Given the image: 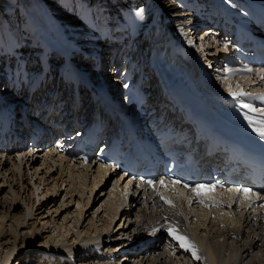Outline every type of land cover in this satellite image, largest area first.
<instances>
[{"label": "bare ground", "instance_id": "obj_1", "mask_svg": "<svg viewBox=\"0 0 264 264\" xmlns=\"http://www.w3.org/2000/svg\"><path fill=\"white\" fill-rule=\"evenodd\" d=\"M156 1L159 4V8H157L158 5H156L157 9L154 5L153 8L156 12L157 19L159 21L166 19L173 29L183 32L184 36L187 38L189 37L191 41L194 40L192 35L196 32L194 31L192 33V30L198 28V20L203 16L205 10L207 12H212L214 10L219 11L218 8H221L222 5H225L231 13L240 10L241 12L238 13L239 21L250 28L257 27V22L252 17L248 16L253 13H250L247 10L244 0ZM260 1L264 2V0ZM151 5L152 0H0V76L5 75V77L7 76V78L12 80V84H18L20 79H25L27 73L31 70V83L32 86H34L41 78L47 77L45 74L46 70L52 69L53 71L51 64L54 62V59L59 58L60 60L57 62V67H59V71H61L66 78L81 79L80 75H74L73 66L75 61L72 58V54L68 57L69 52L76 53L73 49L79 50L80 48H85L83 49L85 51L91 47V52H93L96 58H98V52L93 48H97L100 44L108 46L107 44L109 42L111 46H115L117 49L121 48L122 45L125 47L128 46L129 57H133V52L138 47L137 45L139 41L149 34L146 29L149 26L151 11L149 9L146 10V7ZM159 9H162L161 13L159 12ZM161 17H164V19H160ZM64 29L69 33L74 42L67 39ZM165 40V38L162 39V41ZM205 42L206 44H210L211 41L208 39V41ZM169 43L171 46H174L172 40L169 41ZM192 43L196 46V41ZM153 44L154 43H152L151 46H153ZM178 44L181 45L183 49H179L177 44L175 47L181 51L184 59L188 56L189 60L191 58L193 61H196L197 54L195 52L197 49H193L195 52L191 50L189 52L186 49V46L193 47L192 44L188 41H178ZM197 48H199V45ZM54 49L61 50L66 54V58L63 59L57 56V54L51 53ZM78 54L81 55L80 53ZM76 55L77 53L73 57L77 59L78 56L76 57ZM147 58L150 64H155L158 62V59H161V53L160 51L158 53L150 51L148 52ZM211 59L213 58H210L209 61ZM148 60H146L147 63ZM167 70V72H172L170 69ZM230 74L228 73L222 76L225 85L229 84L227 87H229L230 83L234 80L240 81L243 79L239 83L240 86L244 82H250L252 78L249 74L244 75L241 72L236 73L235 71H231ZM193 75L205 85L210 86L215 83V81H213V83L212 81H209V83L206 82L207 79H201L195 71H193ZM225 76L227 77L226 79ZM104 82H107V80H104ZM4 89L5 90L3 91L0 87V110L4 109L7 115H5L4 123L2 122L0 125H5L7 118L13 119V116H15L16 120L21 118L19 113H14L12 107L5 104L6 99H9L7 98L8 95H11V88L10 86L8 87V84L6 83ZM9 103H11V101ZM12 104H14V102ZM247 117H249L247 113L239 115V118L242 121ZM250 117L253 118L254 123H256L258 119H261L254 115H250ZM60 124L61 125L58 126V139L55 138L53 140L51 144L52 146L45 145L44 147L48 149V157L52 158L55 162H59L58 165H60V171L64 170V173L68 175L67 178H64L66 174L63 175L61 172V184L67 182V184L69 183L70 185L69 192L78 190L81 193L78 198V203L80 205L76 208L77 213H75V220L72 224L68 222V225L67 222L61 221V224H56L57 226L54 227L56 231L58 230L56 235L50 234L45 237L42 245H39L40 247L35 245L41 250L40 253L35 254L38 255V259H41L42 262H46L48 259L52 260L55 255L67 253L68 258L70 257L71 260L68 262L65 260L64 264H77L78 261L80 264H120L121 260H114L116 253L120 251L124 252L125 254L123 258H127L128 254L131 256L132 253H129L130 249L135 250V247L144 248L143 242H146L145 238L149 235L148 238H154L155 241L152 240L153 243H147L145 245V250L141 251V255L143 256L141 257L140 262H142L146 256L147 249L156 247V244L158 243L154 244V242L160 241L163 237L162 233L168 231V228L171 226L176 228L181 235L187 237L192 243L202 246V250H198L196 253L200 259L192 258L194 260L193 264H200L202 260L206 264H235L236 262L234 263V261L237 260L235 258V251L238 250V243L243 249V254H241V256H246L245 258L250 254L253 258L258 256L261 264H264V203H258L259 200H256L255 198H252L251 200H245L242 196L237 198L235 194L230 192L202 195L200 199H203L205 204L208 205L213 201L210 206H205V204L198 202H193L191 204L190 195L180 191L175 197H173V200L177 205L170 206L164 203L159 196L153 197L152 195L155 193L154 191H144L141 193L134 187L131 188L129 186L124 188L118 181L120 179L118 178V175H114L115 181L113 189L109 191L106 200L102 202V206L105 207V215H102L99 219L102 223L97 224L93 221H89V226L86 231L82 232V229H77L76 226L79 221V216H82L83 208L89 203L91 193H93L98 186L100 187L107 178L110 179L115 171L106 165L92 166V162H86L77 154H74L73 152L70 153L68 149L71 147L72 143L73 136L71 135L81 134L82 131L79 128H72L73 126H71L69 122L67 124ZM51 129L54 130L55 128L52 127ZM34 150L36 149L32 148L30 149V152H33ZM21 153L22 155L18 154L19 158L24 156V152ZM45 161H48L47 157L44 158L43 163H46ZM47 167L48 169L53 167L50 161ZM53 180H55L54 184L48 187L46 191H56V187L59 185L58 177L53 176ZM86 190L87 193L89 191L90 194L87 195V199L85 200L83 194L86 193ZM163 192L167 193V191ZM125 195L127 196V202H129L128 205H131L129 208L130 211L122 208V198ZM8 196L9 195L6 192L5 202L7 201V205L5 206L8 208L5 209V207H3V210L0 212V235L4 232V221L8 215V211L12 207V202L18 199L17 192L15 191L12 192L11 197ZM209 197H212V199H209ZM184 198L186 200L182 201ZM84 200L85 202L83 203ZM134 203L136 204L135 206H138V209L135 212L137 216L136 221H138L136 222L137 224L134 226L132 224H134L135 221L133 223L128 221V223L123 224L122 226L119 225V227L115 229L117 230L116 233L111 231L107 232L119 214L120 218L122 217L127 220V217L132 213L134 208L132 207V204ZM182 205L184 209L177 208ZM161 206H163V210H158ZM30 207L31 206H28V209L21 213L15 212L12 214L11 217L13 220L11 221L12 223L10 225L11 227L9 226V229L11 234H14L15 237L16 232L18 231V226H21L25 222L27 214L29 215L31 210ZM146 207L152 208V216L147 215ZM178 212L194 215L196 217L194 223L197 224L195 226L186 227L182 224L184 223V220L180 215L178 219H176ZM154 216H158V218L154 219ZM203 216H208L207 223L212 221L214 222L212 223V226L215 225L218 227L214 229V227L210 226L209 231L208 229L203 230L202 232L198 231V226L205 224V222L199 221ZM67 217L68 213L63 216V221H66ZM191 222L192 221H190V223ZM242 224H244L247 229L243 228V233L239 238L242 228H240V226ZM27 227L29 230L32 229V227L30 228V225ZM72 228H75L78 234L70 241L67 239V235ZM121 228L125 233L130 230L129 228H132L131 231H133L135 235L131 237L129 241H124L121 239L123 238ZM201 228H199V230ZM248 228L251 231L248 230ZM87 231L88 234H86ZM91 232H94L96 237H94ZM103 233L104 236H102ZM210 233L212 234V239L208 240L207 235ZM31 236V234L25 236L22 244H17L15 238L10 244L5 243L0 252V264H20V259L23 254L22 252L25 250L29 252V248L26 246V241ZM96 238H101L102 242L106 243L107 249L105 252L103 251L100 254H96L94 248H88L91 246L90 243L92 240ZM221 238L223 243H226V248L223 250ZM1 239L2 237L0 240ZM230 239L232 244H235V249L233 251L229 245ZM77 241H82L81 246L75 244ZM115 242L118 243L114 244ZM134 245L135 247L132 248L131 246ZM165 245H168L170 248V251L168 252L175 253V249H177V253H180V256H182L181 258L184 256L186 257V251L181 249L178 243L172 238H170V241L168 240V243ZM110 246L112 250L108 252L107 250ZM255 249L257 251H254ZM227 250H229V253L226 252ZM74 252L75 254H73ZM259 252H261V256L258 254ZM26 254L28 255V253ZM71 254H73V257L75 256V260L72 259ZM17 255L18 257H16ZM89 255L94 257L91 258ZM160 255L161 254L158 255L160 258H158L157 255L154 257L156 258V264L162 262L163 256ZM33 259L31 260L33 261ZM243 260L245 261V259ZM254 260L255 258L249 259L244 263L256 264ZM41 261L39 264L42 263Z\"/></svg>", "mask_w": 264, "mask_h": 264}, {"label": "rangeland", "instance_id": "obj_2", "mask_svg": "<svg viewBox=\"0 0 264 264\" xmlns=\"http://www.w3.org/2000/svg\"><path fill=\"white\" fill-rule=\"evenodd\" d=\"M157 5H158L157 8H159V4H157ZM155 8H156V5H155ZM159 12L161 13L162 9L161 10L159 9ZM160 19H164V17H161ZM207 27H209V26H207ZM194 31H196V32L192 36L196 37L197 35H195V34L197 33V31H200V29L198 30V28H194V30H192V33ZM193 41H196V39ZM205 41H208V39L202 40L199 44H201L202 47H204L206 45L207 46L210 45L209 43L206 44ZM204 42H205V44L203 45ZM141 46H142V44H141ZM123 48H125V50H126L125 53H127V49H129V47L128 46L125 47L124 45H122L121 48H119V49H117V47L114 46L113 53L116 52L119 54ZM192 51L195 52V50H192ZM122 53H123V51H122ZM195 53L198 55L197 51ZM209 54H211L210 58H215V56L213 55L214 52L212 50ZM197 55H196V58H197ZM77 56H78V54L76 55V57ZM74 59H76V58H74ZM204 59L209 60V56L204 58ZM59 60H60L59 58L54 59V62L51 64L52 68L54 65L57 66V62H59ZM212 61H213V59H211L208 62L211 63ZM206 64L207 63H204V66ZM31 75H32V72H31ZM3 76H5V75H3ZM6 78H7V76H6ZM213 81H215V80H213ZM206 82L209 83V80L208 81L206 80ZM9 83H10V85H9ZM7 84H8V87L10 86V88H11L12 80H10V78H7ZM2 90L4 91L5 89L3 88ZM7 98H9V95ZM18 99L21 100L20 97H18ZM15 100L16 99H14V102H15ZM10 101L12 103L13 99H10V100L6 99L5 104L8 106ZM5 115H7L6 111L4 109L0 110V123H2V122L4 123ZM34 149H36V148H34ZM43 149H44L43 151H40L38 153H31L32 155H29V156L25 155V153H24V156H21L20 158H19V155L15 156L14 153H11V152L10 153L0 152V198H1V200H0V212L3 210L2 209L3 207H5V209L8 208L7 206H5V205H7V203H6L7 201L5 202L6 192L9 195L8 197H11L12 192L15 191V192H17V198H18L16 201L12 202V207L8 211V215L5 218L4 232H2L0 235V238L2 237V239L0 240V243H1L0 244V252L2 251V246L5 245V243L10 244L11 241H14V238H15L17 244H22L25 236H28V234H31L32 236L29 239H27L28 242L26 241V246H28L29 252H27V250L22 252L23 254H22L21 259H20V262H21L20 264H25V263L26 264H39L41 259H38V255H36L35 253H40L41 250L39 248H37L35 245H38V246L40 244L42 245V242L44 241L45 237L49 236L50 234L56 235L58 230L56 231V229L54 227H56L59 223L61 224L62 222H67V223L69 222L70 224H72L73 221L75 220L74 219L75 213H77L76 208L80 205L78 203V198L81 195V193L78 190L77 191L74 190L73 192H69L70 191V188H69L70 185H69V183L67 184V182H63L64 184H61V182H62L61 172L63 173V175H65L66 174V173H64L65 171L64 170L60 171V165H58L59 162L58 161L55 162L54 160H52V158L48 157V153H47L48 149H46V147H43ZM19 154L22 155V153H19ZM55 156H57V155H55ZM45 157H47L48 161H45L46 163H43ZM49 161L53 165V167H52L53 169L50 168L51 170L48 169V167H47L49 165ZM114 175H117V173L116 172L113 173L112 176L110 177V179L107 178L105 180V182H103L102 185H100V187L98 186V188L95 189L93 193H91V195H90L91 198L89 199V203L83 208L82 216H79V221L77 222V226H76L77 229H79V230L82 229V232L86 231L87 227L89 226V224H88L89 221H91V222L93 221L94 223H97V224L102 223V221L99 220L102 215H105V210H104L105 207L102 206V202L104 200H106L107 196L109 195V191L113 189V184L115 181ZM53 176L58 177V184L59 185H57L56 191H51V192L46 191L48 189V187L52 186L55 182V180H53ZM67 177H68V175L66 174L64 176V178H67ZM38 184H39V186H38ZM121 185H123V184H121ZM100 193H102V194H100ZM46 194H48V195H46ZM89 194H90V192L88 191V193H87V190H86V193L83 194V198H85V200H86L87 195H89ZM122 199H123L122 208L126 209L127 211H130L129 208L131 207V205H128L129 202H127V200H126L127 196L125 195ZM85 200L83 201V203L85 202ZM128 201H129V197H128ZM1 203H2V206H1ZM135 205H136L135 203L132 204V207H134V208L132 210V213H130V215L127 217V220L123 219L122 217L120 218V214H119L116 217V219L114 220V222L112 223L111 228L107 232L111 231V232L116 233L117 230H115V229H117V227H119V225L122 226L123 224L128 223V221L129 222L131 221L130 223H133L135 221V223L132 224L135 226V224H137L136 222H138V221H136L137 216L135 214L136 210L138 209V206H135ZM28 206H31L30 207L31 210L29 212V215L27 214V218H26L25 222L21 226H18V229H17L18 231L16 232V237H15L14 234L13 235L11 234V231L9 229L11 227L10 226L12 223L11 221L13 220V218L11 216L15 212L21 213L22 211L27 210ZM57 208H58V210H57ZM158 210H163V206H161L160 209H158ZM146 211H147L148 216L153 215L152 208L146 207ZM66 213H68V217H67L66 221H63V216ZM179 215L184 220V223H182V224H184L186 227L195 226L197 224V223H194V221H196V217L194 215L184 214L182 212H178L176 219H178ZM191 215H192V217H191ZM251 215H253V214H251ZM153 218L156 219V218H158V216H154ZM204 218H205V220H204ZM207 218H208V216L207 217L203 216L201 219H199V221H203V222H205V224L199 225L198 231L202 232L203 230H207V229H208V231L210 230V226H212V223H214V222L211 221V222L207 223L206 222ZM180 220H181V218H180ZM190 221H192V222L190 223ZM69 223H68V225H69ZM28 225H30V228L32 227L31 230L28 229V227H27ZM212 227H214V229H215L218 226L214 225ZM75 228H72L70 233L67 235V239H69L70 241L73 240L74 236L78 234L76 232ZM199 228H201V229L199 230ZM240 228H241V232H240L239 238L241 237V235L243 233V228L247 229L244 226V224H242L240 226ZM91 229H92V227H91ZM129 229H128L129 231L125 233V231H122L123 229L121 228L122 237H123V238H121L122 240L129 241L130 238L135 235L133 233V231H131L132 228H129ZM248 230H250V229L248 228ZM91 233L94 237H96V234H94V232H91ZM86 234H88V231L86 232ZM102 236H104V233ZM148 236H147V238H145L146 242L145 241L143 242L144 247L147 243H153L152 240H154V238H148ZM162 236H163L162 239H160V241H158L159 243L155 242V243H158L157 244L158 250L155 253H152L149 255L146 253V256L142 262H140L141 257L143 256V255H141L142 252L139 254L134 253L131 256H129V254H128L127 258H123L125 253L120 251V252L116 253V256H114V258H115L114 260H121L120 264H156V258H154V257H156V255L158 256L159 254H161L163 256V259H162L163 263L161 262L160 264H187V263L193 264L194 263V260L192 258H195V257L193 256L191 251H189V252L186 251V257L188 259L185 256L183 258H181L182 256H180L181 255L180 253H177V249H175L176 250L175 253L168 252V251H170V248L168 247V245H165V244H167L168 240L170 241V238H172V237L168 235V231L162 233ZM207 237H208V240H211L212 234L211 233L208 234ZM222 238H221V243L223 245L222 246V250H223L224 248H226V243H223ZM117 243L118 242H115L114 244H117ZM75 244L81 246L82 241H77V242H75ZM192 244L195 246L197 251L202 250V246H198V244H194V243H192ZM90 245L91 246L88 247L90 249H93V248L95 249V247H98V249H99V247L101 246L102 247L101 252H103V251L105 252L107 249L106 243H103L101 238L100 239L96 238V239L92 240ZM229 245L231 246V249L233 251L235 249V244H232L231 239L229 240ZM176 246H178V245H176ZM131 247L133 248V247H135V245L131 246ZM136 249L137 248L135 247V250ZM181 249H183V248H181ZM237 249L238 250L235 251L236 257L234 256L237 259V260L234 259L235 260L234 263L236 262L235 264H241V263L245 264L247 262V260L254 259V258H255L254 261L256 262V264H261L258 256L254 257V258L252 257L251 254L247 258H245L246 256H241V254H243V249L241 248L239 243H238ZM256 249L254 251L258 250V249L257 250ZM111 250H112L111 246L108 247L107 251L109 252ZM226 252L229 253V250H227ZM26 253H28V255ZM129 253H132V252L130 251ZM73 254H75V252ZM73 254H71V256ZM258 254L261 256V252H259ZM87 255H88V253H87ZM119 255H121V256H119ZM16 257H18V255ZM90 257L93 258L94 256L91 255ZM158 258H160V257L158 256ZM241 258H242V260H241ZM31 259H33V261ZM72 259L75 260V256L74 257L72 256ZM243 259H245V261ZM37 260H39V261H37ZM65 260L67 262L71 260L70 257L68 258L67 253H63L62 255L61 254L55 255L52 260L48 259L46 262L41 261L42 262L41 264H64ZM77 264H80L79 261L77 262ZM200 264H206V263L202 260Z\"/></svg>", "mask_w": 264, "mask_h": 264}, {"label": "snow or ice", "instance_id": "obj_3", "mask_svg": "<svg viewBox=\"0 0 264 264\" xmlns=\"http://www.w3.org/2000/svg\"><path fill=\"white\" fill-rule=\"evenodd\" d=\"M224 71H225V73H230L232 71V69L225 68ZM226 78L227 77L225 76V79ZM262 79H264V77H262ZM229 91L231 92V95L234 97L255 95V94L250 93V92H245L242 89L238 90V91H231V88H229ZM243 107L250 109V111H252V112L264 113V109L253 108L252 105H250V104H244ZM248 119L251 120L253 118L248 117ZM256 123L258 124V127L255 128L256 133L260 137H264V118L258 119L256 121ZM141 179L143 180V177H141ZM144 182L147 183L148 185L152 186L154 189H156V187H157L156 181H154V180L149 179V180H146ZM178 183H180V181H175V180L172 181L173 191H175L174 186ZM183 186L185 188L189 187L188 184H184ZM217 186L223 187V185H217V184H211V185L197 184V185H195V187H192L191 191L195 194V197L197 198L198 203L205 204V201L203 199H200V197L204 194L203 190L205 188H207L209 191H211L212 189H215ZM159 187L160 188H167L168 184H166V182L163 179H161L159 181ZM229 191L234 192L236 194L237 198L242 196L245 200H251L252 198H255L256 200H264V195H262L259 192L253 191L252 188L237 187L235 189H229ZM157 195H159L160 199L164 203L169 204L170 206H174L172 200L170 198H168L166 195H164L163 192L157 191ZM209 199H212V197H209ZM205 206H208V205L205 204ZM168 235L171 236L172 239L178 243L179 247L183 248L185 251H191L193 256L196 259H200V257L196 254L197 249L195 248V246L191 243V241L188 240L187 237L181 235L176 230V228L170 226L168 228Z\"/></svg>", "mask_w": 264, "mask_h": 264}]
</instances>
